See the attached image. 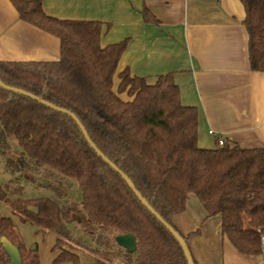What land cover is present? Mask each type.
<instances>
[{
	"label": "trees",
	"instance_id": "16d2710c",
	"mask_svg": "<svg viewBox=\"0 0 264 264\" xmlns=\"http://www.w3.org/2000/svg\"><path fill=\"white\" fill-rule=\"evenodd\" d=\"M9 1L21 21L58 39L60 56L53 62L2 61L0 81L75 115L95 147L174 230L172 219L192 194L206 217L220 218L222 235L238 253L259 255L264 150L224 140L221 146L215 140L211 149L199 147L197 110L182 105L171 73L152 83L127 69L118 73L127 40L102 47V23L48 16L37 0ZM239 1L249 68L264 73V0ZM0 165L7 175L0 180V202L21 223L54 235L52 264H80L78 252L96 264H187L178 243L90 148L71 118L1 88ZM74 183L77 201L69 194ZM28 185L52 196L26 198ZM124 234L135 237L134 252L115 243ZM195 234L179 233L188 248ZM2 238L18 249L21 264H40L37 249L27 250L12 219L0 215ZM0 264H9L1 244Z\"/></svg>",
	"mask_w": 264,
	"mask_h": 264
},
{
	"label": "crops",
	"instance_id": "0c3cea01",
	"mask_svg": "<svg viewBox=\"0 0 264 264\" xmlns=\"http://www.w3.org/2000/svg\"><path fill=\"white\" fill-rule=\"evenodd\" d=\"M37 1L48 16L102 23V47L127 40L118 73L127 69L150 83L171 73L182 105L197 110L199 147L211 149L222 139L264 150V73L249 68L239 0ZM144 12L157 22L146 21ZM59 56L57 38L21 21L10 1L0 0V62H53ZM172 224L183 236L196 233L189 249L197 264H264V253H238L222 235L220 218L206 217L192 194Z\"/></svg>",
	"mask_w": 264,
	"mask_h": 264
},
{
	"label": "water",
	"instance_id": "95a60500",
	"mask_svg": "<svg viewBox=\"0 0 264 264\" xmlns=\"http://www.w3.org/2000/svg\"><path fill=\"white\" fill-rule=\"evenodd\" d=\"M0 88L7 91V92H11L14 94H18L21 95L23 97H26L30 100H33L43 106H45L46 108L53 110L57 113L63 114L68 116L69 118H71L76 125L79 127L85 141L88 143V145L90 146V148L96 153V155L113 171H115L122 179L123 181L126 183L127 187L131 190V192L135 195V197L138 199V201L142 204L143 207H145L154 217L155 219L168 231V233L174 238V240L178 243L184 259L186 261L187 264H194L192 256L190 254L189 248L187 246V244L185 243L184 239L179 235V233L174 230L170 225H168L165 221L162 220V218L148 205V203L141 197V195L137 192V190L135 189V187L133 186V184L131 183V181L122 173L120 172L114 164H112L106 157H104V155H102V153L95 147V145L91 142V140L89 139L86 131L84 130V128L82 127V125L80 124V122L78 121V119L76 118L75 115H73L72 113L64 110V109H60L48 102H45L43 100H41L38 97H35L32 94H29L25 91L16 89V88H12L9 86L4 85L1 81H0ZM115 243L125 249L127 252H134L136 250V242H135V237L131 234H124L121 236H117L115 237ZM0 244L2 246V249L4 250L5 254L8 256L9 258V264H21L22 263V259L21 256L19 254L18 249L13 246L8 240L2 238L0 239Z\"/></svg>",
	"mask_w": 264,
	"mask_h": 264
},
{
	"label": "rangeland",
	"instance_id": "374dc122",
	"mask_svg": "<svg viewBox=\"0 0 264 264\" xmlns=\"http://www.w3.org/2000/svg\"><path fill=\"white\" fill-rule=\"evenodd\" d=\"M114 82L116 85H114ZM117 87V78L116 76L113 79V90L116 91ZM121 98L126 100L125 95H121ZM14 147H16V144ZM7 179V175L3 173L2 165H0V180L4 182ZM69 194L71 196L72 201H77L79 199V191L77 188V184L74 183L73 187L70 189ZM24 196L26 198H39V197H51L52 193L43 189H34L32 186L28 185L25 188ZM0 215L4 217L11 218L16 226V231L18 236L23 243L24 247L27 250L37 249V254L40 258V264H52L53 261V253L51 252V248L54 244L55 237L51 233L41 234L38 232L37 228L28 223H21L19 218L12 213V211L3 203L0 202ZM73 228V227H72ZM76 235H80L77 229L74 230ZM79 258L81 262H89L94 261L89 255L84 252H78Z\"/></svg>",
	"mask_w": 264,
	"mask_h": 264
},
{
	"label": "built area",
	"instance_id": "2783aa9c",
	"mask_svg": "<svg viewBox=\"0 0 264 264\" xmlns=\"http://www.w3.org/2000/svg\"><path fill=\"white\" fill-rule=\"evenodd\" d=\"M217 143L219 146H221L223 144V140L222 139H218ZM259 249L261 253H264V234L260 235V239H259Z\"/></svg>",
	"mask_w": 264,
	"mask_h": 264
}]
</instances>
